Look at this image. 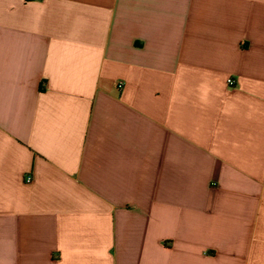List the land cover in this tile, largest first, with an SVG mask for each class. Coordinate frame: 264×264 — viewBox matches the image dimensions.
Returning <instances> with one entry per match:
<instances>
[{
  "label": "crops",
  "instance_id": "crops-1",
  "mask_svg": "<svg viewBox=\"0 0 264 264\" xmlns=\"http://www.w3.org/2000/svg\"><path fill=\"white\" fill-rule=\"evenodd\" d=\"M0 264H264V0H0Z\"/></svg>",
  "mask_w": 264,
  "mask_h": 264
},
{
  "label": "built area",
  "instance_id": "built-area-1",
  "mask_svg": "<svg viewBox=\"0 0 264 264\" xmlns=\"http://www.w3.org/2000/svg\"><path fill=\"white\" fill-rule=\"evenodd\" d=\"M228 84L231 86V87H234L235 86V81L234 80H232V79H230L229 81H228ZM123 84H121L120 86H122Z\"/></svg>",
  "mask_w": 264,
  "mask_h": 264
}]
</instances>
